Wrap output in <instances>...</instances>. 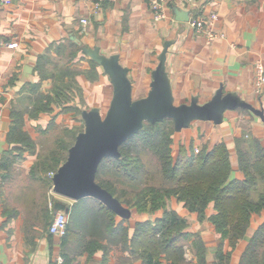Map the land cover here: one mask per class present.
Returning a JSON list of instances; mask_svg holds the SVG:
<instances>
[{"label":"crops","instance_id":"1","mask_svg":"<svg viewBox=\"0 0 264 264\" xmlns=\"http://www.w3.org/2000/svg\"><path fill=\"white\" fill-rule=\"evenodd\" d=\"M101 1L102 7L98 10L86 0H14L9 5L0 2V37L6 43L18 44L14 48L0 47V142H4L0 164L8 152L17 158L9 170L0 168V264H59V258L64 260V252L72 257L78 252L77 233L64 247L62 238L50 234V225L46 228L28 225L27 220L32 215L31 210H26L25 202L37 201L35 192L40 182L46 187L45 196L51 195L49 175L40 174L36 178L31 171L43 149L52 147L53 143L49 147L45 143L54 136L55 125L65 123L72 128L83 120L75 111H62L52 103L50 112H41L35 117L25 115L24 131L35 142L32 150L18 152L14 147L22 145L8 141L12 110L24 111L30 107L29 98L34 96L30 87L41 81L35 69L38 58L53 44L63 49L60 56L52 52V62L64 56L66 44L75 42L71 35L77 37L82 46H98L106 55L118 54L121 63L130 70L134 98L138 99L148 94L152 71L165 44L172 42L167 69L176 104H189L194 96L201 104L206 103L223 86L225 93H238L255 107L264 108V93L257 94L254 86L256 63L264 62V0H195L192 7L186 0H170L167 17L161 21L155 20L145 0ZM175 5L187 11L198 8L203 15L217 14L215 28L222 37L208 43L207 38L194 33L187 22L175 19ZM84 18L88 20L87 26L81 23ZM77 58L76 64L68 66L78 73L76 80L82 94L74 97L72 106L81 111L99 107L105 113L113 94L109 77L88 57ZM53 67L54 64H49L47 69L51 71ZM53 84L52 78H45L40 90L47 93ZM246 137L255 138L264 146V122L250 111L229 110L220 125L196 121L191 127L175 132V152L185 146L191 154L200 147L212 149L225 142L232 163L230 180L243 179L237 147ZM55 200L71 208L75 205L64 197L56 196ZM80 201L77 206L97 207L92 198ZM168 209L187 220L184 231L201 236L207 249L206 264H217L221 235L210 220L216 213L214 203L206 209L203 220L176 198L168 202ZM131 210L130 219L115 217L116 224L124 221L129 227L130 237L137 223L164 215V210L153 213ZM9 215L12 217L8 218ZM263 222L264 210L253 215L246 236L235 247L228 239L223 241L224 252L230 254L229 264H240L251 237ZM99 244L102 247L92 245L88 251L74 256V264H141V260L131 258L121 242L112 243L105 238ZM162 261L173 264L164 253ZM182 264L199 263L195 257Z\"/></svg>","mask_w":264,"mask_h":264},{"label":"trees","instance_id":"2","mask_svg":"<svg viewBox=\"0 0 264 264\" xmlns=\"http://www.w3.org/2000/svg\"><path fill=\"white\" fill-rule=\"evenodd\" d=\"M71 46L77 49L81 47V50L83 47L75 42ZM58 47L59 44H53L38 58L35 69L41 81L30 87L31 94H34L29 98L30 107L24 111L12 110L8 141L22 145L20 148L14 147L18 152L35 147V142L24 131L26 113L35 117L41 112H50L54 103L62 111L76 110L81 114L79 107L68 105L75 97L68 94L70 89H76L82 94V88L76 80L78 73L69 66L62 71L57 68V63L52 62V52L59 56L62 54L63 48ZM49 64H54L56 68L51 73L47 69ZM92 64L97 66L93 61ZM45 78H52L54 83L47 93L40 90L41 82ZM174 133L171 120L155 125L146 123L139 134L121 146V158L104 159L97 174L98 183L128 208L136 209L140 213L164 210L163 217L137 223L135 233L130 237L129 227L124 225V221L116 224V214L99 201L94 199L97 207L88 204L77 206L81 202L79 200L74 207L68 206L70 220L68 232L62 237L64 247L77 233L76 255L88 251L92 245L102 247L99 243L106 238L112 243L121 242L131 258L141 260V264H163V253L173 264H182L186 261L184 243L188 242L198 263L206 264L207 249L201 236L184 231L187 220L168 209V202L176 198L191 212H197L201 220L205 218V211L210 203H214L216 213L210 220L221 235L216 252L217 264H229L230 254L224 252L223 241L228 239L235 247L246 236L253 215L264 210V146L252 137L239 141L238 161L243 179L230 180L232 163L225 142L216 144L212 149L205 148L199 153L191 154L181 147L178 157L175 158L172 148ZM76 135V132L73 133V140ZM58 145V151L53 150L42 161L36 162L31 171L34 177L56 172L66 160L73 143L66 144L61 140ZM145 155H154L158 160V167L146 161ZM16 159L11 152L6 153L0 168L9 170ZM49 179L51 189L52 179ZM49 201L50 196H46L38 212L31 210L32 216L27 220L28 225L43 228L50 225L55 213L54 206L59 201L54 199L52 207ZM11 217L9 215L8 218ZM76 255L73 254L72 257L64 252V260L60 264H74ZM240 264H264V222L251 237Z\"/></svg>","mask_w":264,"mask_h":264},{"label":"water","instance_id":"3","mask_svg":"<svg viewBox=\"0 0 264 264\" xmlns=\"http://www.w3.org/2000/svg\"><path fill=\"white\" fill-rule=\"evenodd\" d=\"M173 11L177 21H189L190 11L176 5ZM71 38L82 45L74 35ZM171 45L172 42H167L159 56L158 64L152 71L148 94L138 99L134 98L130 70L121 63L118 54L106 55L98 46L82 47L83 54L109 77L113 94L105 113L99 107L81 111L84 130L77 134L66 160L54 172L52 187L55 194L74 202L92 198L122 219H130L132 210L98 183L97 174L104 159L121 158V146L139 134L146 123L155 125L171 120L175 132H181L196 121L220 125L225 120L226 111L239 109L250 111L264 122L263 107H255L238 93H225L223 86L206 103L201 104L194 96L189 104H176L167 69V54ZM3 144L0 142V152H3ZM54 210L69 212L70 208L57 202Z\"/></svg>","mask_w":264,"mask_h":264},{"label":"built area","instance_id":"4","mask_svg":"<svg viewBox=\"0 0 264 264\" xmlns=\"http://www.w3.org/2000/svg\"><path fill=\"white\" fill-rule=\"evenodd\" d=\"M14 0H0V2L4 5H9ZM90 3H92L93 7L98 10L102 7V1L101 0H86ZM156 21L164 20L167 17V9L170 5V0H145ZM188 4L192 7L195 4V0H186ZM192 10H198V8H192L190 9V19L187 22V24L192 28L194 33L199 35H204L207 38L208 43H213L214 41L218 40L222 37L215 28V21L217 19V14L212 13L210 15H203L200 10L198 11H192ZM81 23L83 26L88 25V20L86 18L81 20ZM17 43H6V41L0 37V47L8 46L10 48L16 47ZM255 91L257 94L261 95L264 93V62L263 61H257L256 63V76H255ZM198 153L199 151L196 150ZM54 175V172L49 174V177L52 179ZM50 207L53 206V202L56 196H59L54 193L53 187L50 190ZM61 197V196H59ZM70 220V213L61 210L56 211L54 213V217L52 219V222L49 226V232L51 235L58 236L60 238L64 237L68 232V225ZM63 259L59 258L58 263H62Z\"/></svg>","mask_w":264,"mask_h":264},{"label":"rangeland","instance_id":"5","mask_svg":"<svg viewBox=\"0 0 264 264\" xmlns=\"http://www.w3.org/2000/svg\"><path fill=\"white\" fill-rule=\"evenodd\" d=\"M63 55L64 56L62 58H58V62H55V63H57L56 65H58L57 68L62 69V71L66 70L68 68V65L76 64V62H75L76 57H78V58L82 57L83 58V56H84L83 53H82L81 47L77 49L76 47H73L70 44H66V47L64 48ZM55 69L56 68L53 67V70H55ZM70 69H71V67H70ZM53 70H51V71L48 70V71L51 73ZM68 94L73 95V96H77V97L78 96L81 97V93L78 90H76V89H70ZM72 104L73 103H71V105ZM72 111H75L76 116L79 119H82V116H81V114L78 111H76V110H72ZM83 130H84V122H82V121H81V123L79 121V124L75 125L72 128H68L65 123H63L62 125H55V127L53 129V132H55L54 136L49 138L50 140H48L47 143H45V146H48V147H49V145L51 143H53L52 147L50 149H48V150L45 149V151L43 149V151L41 152V155L38 158V161H42L44 159V157L49 154V152H52L53 150H57L58 151L59 150V145H58L59 141L63 140V141L66 142V144L67 143H71V142L74 143L75 140L72 139L73 138V133L76 132L78 134L79 132H81ZM174 136H175V133L173 134L172 148H173V155L176 158L179 155L181 147H184V148H186V147L185 146H180V149H179V151H177V154H176L175 146H174V144H175ZM42 147H43V145H42ZM204 149H205L204 147H200V149L199 150L197 149V150L200 152V151H202ZM144 159L146 161L150 162L151 164H154V165L156 164V167H158V165H159L158 160H156V157L154 155H145ZM45 188L46 187H45L44 183L40 182V186H38L37 191L35 192L36 197H37V201L36 200L32 201V203H30V204L25 202L26 203L25 204L26 205V210L35 209L36 212L39 211V209L43 206V204L45 202L44 200L46 199ZM33 221H35V220L33 219ZM184 250H185L186 260L187 259L188 260H192L193 258H195L194 251L191 249V246H190V244L188 242L186 243V245H184Z\"/></svg>","mask_w":264,"mask_h":264}]
</instances>
